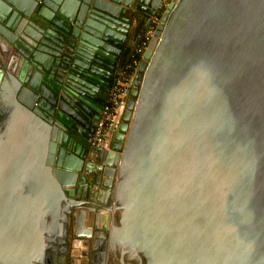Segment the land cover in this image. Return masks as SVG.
<instances>
[{
    "label": "water",
    "instance_id": "1",
    "mask_svg": "<svg viewBox=\"0 0 264 264\" xmlns=\"http://www.w3.org/2000/svg\"><path fill=\"white\" fill-rule=\"evenodd\" d=\"M160 2L0 0V264H264V0H170L80 143Z\"/></svg>",
    "mask_w": 264,
    "mask_h": 264
},
{
    "label": "built area",
    "instance_id": "2",
    "mask_svg": "<svg viewBox=\"0 0 264 264\" xmlns=\"http://www.w3.org/2000/svg\"><path fill=\"white\" fill-rule=\"evenodd\" d=\"M168 3L169 0H161L157 12L150 17L148 25L142 32L141 42L136 47V52L141 56L154 36L160 15ZM140 60H133L131 64L121 69L115 82L109 88L107 98L102 106L99 118L96 120L94 132L91 137V143L93 145L103 149L110 148L112 136L121 123L122 113L128 97L127 91L131 85Z\"/></svg>",
    "mask_w": 264,
    "mask_h": 264
},
{
    "label": "flooded vegetation",
    "instance_id": "3",
    "mask_svg": "<svg viewBox=\"0 0 264 264\" xmlns=\"http://www.w3.org/2000/svg\"><path fill=\"white\" fill-rule=\"evenodd\" d=\"M119 71H120V68L118 67V64H117V68H115L114 72L119 73ZM111 77H112V75H111ZM111 81H112V78L109 79V82L110 83L107 85V87L105 89L106 98H107V93H108L109 88L113 85V83H111ZM104 103H105V101H104ZM94 105H95L94 108H92L91 110H89L87 131H84V134H85V136H86L87 139H85V140L83 139L82 141H80V143H82V145L85 146V147H90V146L91 147L92 146L93 147H97V146H95V145H93L91 143V136L93 135V132H94V128H95V124H96V118L100 115V112L102 110V106L103 105L100 104L98 100L96 102H94ZM95 164H97V163L95 162ZM95 164H94L93 168L96 166ZM88 178H90V177L88 176ZM90 179H91V181H93V178H90ZM88 251H89V249H88ZM79 259H81V257Z\"/></svg>",
    "mask_w": 264,
    "mask_h": 264
},
{
    "label": "trees",
    "instance_id": "4",
    "mask_svg": "<svg viewBox=\"0 0 264 264\" xmlns=\"http://www.w3.org/2000/svg\"><path fill=\"white\" fill-rule=\"evenodd\" d=\"M144 29L142 30V32L144 31ZM140 42H141V35L135 41H131V38H129L128 41H126V43L122 48L118 61V67L120 68V70L123 69L125 66L131 64L133 60L141 59V55L136 52V47L140 44Z\"/></svg>",
    "mask_w": 264,
    "mask_h": 264
},
{
    "label": "crops",
    "instance_id": "5",
    "mask_svg": "<svg viewBox=\"0 0 264 264\" xmlns=\"http://www.w3.org/2000/svg\"><path fill=\"white\" fill-rule=\"evenodd\" d=\"M137 23H139V18L137 19V21H136Z\"/></svg>",
    "mask_w": 264,
    "mask_h": 264
},
{
    "label": "rangeland",
    "instance_id": "6",
    "mask_svg": "<svg viewBox=\"0 0 264 264\" xmlns=\"http://www.w3.org/2000/svg\"><path fill=\"white\" fill-rule=\"evenodd\" d=\"M167 1V0H166ZM170 1V0H169Z\"/></svg>",
    "mask_w": 264,
    "mask_h": 264
}]
</instances>
